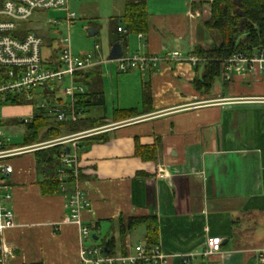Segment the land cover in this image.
I'll list each match as a JSON object with an SVG mask.
<instances>
[{
	"label": "crops",
	"instance_id": "1",
	"mask_svg": "<svg viewBox=\"0 0 264 264\" xmlns=\"http://www.w3.org/2000/svg\"><path fill=\"white\" fill-rule=\"evenodd\" d=\"M71 1L88 22L87 30L96 35L101 12L108 23L110 51L118 36L110 19L123 14L125 0ZM211 1L146 0L147 31L141 39L127 35L120 43L123 55L177 51L186 56L197 46L211 47L213 36L202 38ZM98 67L105 70L101 79L105 111L92 110L89 116L103 117L104 125L94 134H101L98 141L76 142V182L64 178L66 191L59 185L55 193L43 194L45 178L34 154L40 149L8 159L13 170L6 178L11 193L8 203L15 228L5 233V243L13 250L11 264H81L78 228L68 222L65 208L75 188L87 199L80 218L95 231L93 242L103 230L104 240L113 237H108L111 230L118 234L120 217L153 216L158 244L169 257L167 264H256L253 253L264 248V234L249 236L254 227L248 223H254V214L264 219V105L221 100L264 97V81L215 83L209 94L199 95L192 82L201 75V66L162 62L157 68L132 70L115 78L116 105L112 101L108 114L104 81L113 82V77L107 67ZM143 89L149 94L144 106ZM38 101L25 117L8 114L5 118L21 119L22 125L30 122ZM133 108L140 115L114 119L115 110ZM0 120L2 126L5 119ZM6 146L10 145L6 142ZM10 147L6 149L21 146ZM137 147L151 148L155 159L136 156ZM162 172L165 177L159 178ZM141 229L143 243L145 231ZM212 237L222 239L221 250L226 252L222 259L200 256L206 238ZM127 244L132 245L131 234L124 239V247Z\"/></svg>",
	"mask_w": 264,
	"mask_h": 264
},
{
	"label": "built area",
	"instance_id": "2",
	"mask_svg": "<svg viewBox=\"0 0 264 264\" xmlns=\"http://www.w3.org/2000/svg\"><path fill=\"white\" fill-rule=\"evenodd\" d=\"M70 0H0V106L7 98H19L23 103L30 104L34 100V91L38 88L51 93L50 97L41 95L36 109L44 112L46 118L55 123L69 124L85 117L84 109L79 106V97L85 94V88L74 81V74L87 71L100 63L95 60L99 46H94L92 53L74 55L69 46V38L57 41L58 48L53 51L58 56L41 58V48L44 47L43 38L31 29L33 18L48 10H64L65 18L50 21L48 24L57 27L65 24L67 29L76 21V14L68 8ZM198 16V14L196 13ZM118 33H126L122 28ZM139 39L142 34H138ZM119 73H128L132 70L144 71L146 68H157L162 62H186L196 66L201 62L196 56L190 54L181 56L177 51L162 55H133L122 56L114 60ZM106 62L107 61L106 59ZM67 79L69 85L63 86ZM237 79L250 82L264 81V49L252 48L250 51L234 53L225 63L222 75L223 83L231 84ZM61 88V89H60ZM60 91L64 99L56 97L54 93ZM225 103H245L264 105V97L237 98L221 100ZM4 106V105H3ZM32 117H30L31 120ZM1 127V120H0ZM91 129L45 141L37 145L6 149V142L0 134V264H11L13 250L5 243V233L15 228L14 214L9 206L11 193L7 185V176L12 173L8 159L31 152L34 149L48 148L63 145L64 152L59 155L61 167L57 170L60 187H64V178L72 177L77 180V144L76 142L99 132ZM71 145L66 152V147ZM164 178L162 172L158 175ZM88 206L87 199L79 188L69 192L65 208L68 210V222L78 228L79 259L81 264H167L168 256L164 255L159 244L149 245L146 242L134 245H125L126 254L117 253L109 256L105 248L100 246H87L86 242L93 241V228L81 222V213ZM222 239L218 237L206 238L205 247L200 253L203 258L222 259L225 251L221 250ZM256 264H264V248L254 251Z\"/></svg>",
	"mask_w": 264,
	"mask_h": 264
},
{
	"label": "trees",
	"instance_id": "3",
	"mask_svg": "<svg viewBox=\"0 0 264 264\" xmlns=\"http://www.w3.org/2000/svg\"><path fill=\"white\" fill-rule=\"evenodd\" d=\"M209 8L210 13L204 26L218 35L219 43L207 49L197 46L192 51V55L201 61L199 65H196L198 69L201 66V75L192 82L193 90L199 95L209 94L216 81L222 79L225 63L234 53L250 51L252 48L264 49V0H212ZM147 19L146 0H125L123 14L119 18L110 19L113 31L118 34L112 43H123L129 34H144L147 31ZM118 28L124 29L126 34H119ZM101 79L102 73L98 66L74 74V81L85 88V94L79 97V106L84 109L85 116H88L74 123H55L46 118L43 111L35 109L30 122L23 124L25 134L21 147L102 127L103 117L89 116L92 110H100L102 113L105 111ZM141 99H143L141 105L148 104L149 94L145 89ZM21 104L23 100L12 97L7 98L3 103L5 106ZM139 112L135 108L115 110L114 119L133 118L140 115ZM100 136L101 134L94 135L82 140L96 142ZM6 148L11 147L6 146ZM62 152H64L63 145H55L34 152L37 166L45 178L41 186L43 194H53L59 189L61 182L58 179L57 168L61 167L59 155ZM135 155L143 160L155 159L153 150L147 147H137ZM67 181L71 182V177ZM116 223L120 240L118 250L113 237L102 243L109 256L117 253L125 255L124 239L137 228L144 229V240L147 244L158 243L157 220L153 216L120 217Z\"/></svg>",
	"mask_w": 264,
	"mask_h": 264
},
{
	"label": "rangeland",
	"instance_id": "4",
	"mask_svg": "<svg viewBox=\"0 0 264 264\" xmlns=\"http://www.w3.org/2000/svg\"><path fill=\"white\" fill-rule=\"evenodd\" d=\"M70 11L76 14V21L67 29L65 24H61L57 27H52L48 23L52 20L56 19H64L65 18V12L64 10H48L45 13L41 15H36L32 21H37V22H32L31 29L40 35L43 40H44V47L42 46L41 48V58H48L51 55H56V53H53L54 50L58 48L57 41H60L61 39L64 38H69V46L71 49V52L74 55H80L84 53H92L94 51V46L98 45L99 46V51L96 54V57L94 58L95 60L101 62L105 60V63H100V67L104 68L107 67V71L110 72L113 77V82L105 80V87L107 89L106 92V108L108 111V114H111L112 112V101L116 105L115 97H116V82L115 78H120L122 76L127 75V73H118L116 72L115 68L117 67V64L115 61H109L106 62V58L109 53V44H108V38H107V25L108 23L106 22L104 16H102L101 12L99 14V27H98V34L92 37H88L87 35V24L88 22L83 20L82 17L79 15L80 12L77 10V5L74 2H70ZM79 6V4H78ZM100 7V6H99ZM39 22V23H38ZM110 24V23H109ZM210 35L213 36V39L215 40L212 45H217L219 43V37L218 35L209 30H203L202 32V38L203 36L209 39ZM132 51H134V48H131ZM134 54V53H133ZM105 71L104 69L101 70V73ZM223 83V80H217L216 84L220 85ZM118 84V83H117ZM68 80L65 79L63 84L61 85V88L63 86H68ZM113 85V93H112V88L111 86ZM115 85V86H114ZM126 87V86H125ZM128 87V84H127ZM60 88V89H61ZM123 89V87L119 86V90ZM46 95L50 97L51 103H54V97L51 93L45 92L42 89L38 88L34 91V101L30 104H21L20 106H15V108H9L8 106L5 107V105L0 106V117H2V126L0 127V134L2 135L3 139L7 142L12 147H20L23 144L24 140V134L25 132V127L23 125H20L19 122L21 119H16V118H5V116H8V114H11V116H26V112L29 109V107L33 108L34 103L38 101L37 99L41 95ZM113 94V96H112ZM56 97H60L64 99V96L60 91H56L54 93ZM254 223H248L250 227H254L251 230L248 231V235L252 236L253 238H257L256 236L261 234H264V228L262 226L264 225V219L259 220V218L254 214L253 217ZM256 225V226H255ZM95 231H92V234H94ZM143 230L140 228H137L134 232L131 233V243L132 245L140 243L142 240V235ZM108 237L113 236L115 238L114 241H116V245L119 246V238L118 234H116V230H111L108 234ZM98 241H88V245H101L104 241V230L102 233H99L98 235Z\"/></svg>",
	"mask_w": 264,
	"mask_h": 264
},
{
	"label": "water",
	"instance_id": "5",
	"mask_svg": "<svg viewBox=\"0 0 264 264\" xmlns=\"http://www.w3.org/2000/svg\"><path fill=\"white\" fill-rule=\"evenodd\" d=\"M85 32H87L88 37H92L96 35V32L92 29H88ZM122 56H123V51L121 50V44L115 43L114 45H112L109 51L107 61H114V60L121 58ZM66 152H68V149H66Z\"/></svg>",
	"mask_w": 264,
	"mask_h": 264
}]
</instances>
